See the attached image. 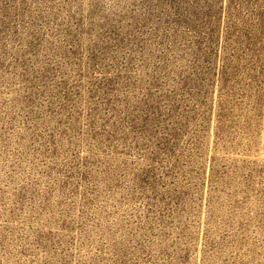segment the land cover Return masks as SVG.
Listing matches in <instances>:
<instances>
[{
    "label": "rangeland",
    "instance_id": "1",
    "mask_svg": "<svg viewBox=\"0 0 264 264\" xmlns=\"http://www.w3.org/2000/svg\"><path fill=\"white\" fill-rule=\"evenodd\" d=\"M0 264H264V0H0Z\"/></svg>",
    "mask_w": 264,
    "mask_h": 264
}]
</instances>
